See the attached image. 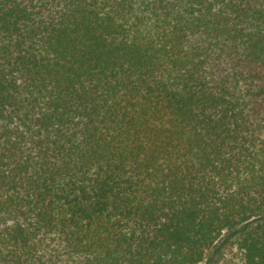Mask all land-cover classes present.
<instances>
[{
  "label": "trees",
  "instance_id": "obj_1",
  "mask_svg": "<svg viewBox=\"0 0 264 264\" xmlns=\"http://www.w3.org/2000/svg\"><path fill=\"white\" fill-rule=\"evenodd\" d=\"M264 264V0H0V264Z\"/></svg>",
  "mask_w": 264,
  "mask_h": 264
},
{
  "label": "rangeland",
  "instance_id": "obj_2",
  "mask_svg": "<svg viewBox=\"0 0 264 264\" xmlns=\"http://www.w3.org/2000/svg\"><path fill=\"white\" fill-rule=\"evenodd\" d=\"M218 264H238V261L233 256V251L229 249L225 251L223 259Z\"/></svg>",
  "mask_w": 264,
  "mask_h": 264
}]
</instances>
